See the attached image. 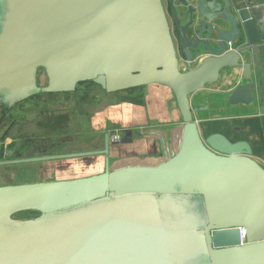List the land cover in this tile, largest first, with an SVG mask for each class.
Wrapping results in <instances>:
<instances>
[{"label":"water","instance_id":"1","mask_svg":"<svg viewBox=\"0 0 264 264\" xmlns=\"http://www.w3.org/2000/svg\"><path fill=\"white\" fill-rule=\"evenodd\" d=\"M261 48L248 1L0 0L3 105L88 81L109 93L161 84L183 119L178 150L156 164L111 165L132 129L98 149L0 161L105 156L99 173L0 185V264H264V166L245 140L204 137L207 105L193 99L241 70L228 102L257 97L264 112ZM25 211L39 215L15 217Z\"/></svg>","mask_w":264,"mask_h":264},{"label":"crops","instance_id":"2","mask_svg":"<svg viewBox=\"0 0 264 264\" xmlns=\"http://www.w3.org/2000/svg\"><path fill=\"white\" fill-rule=\"evenodd\" d=\"M239 1L244 6L248 1L256 33L264 41V0ZM259 54L261 62L264 63V48H261ZM237 73L236 79L229 80L227 71H223L217 83L208 85L205 90L194 95L196 104L207 105L196 119L202 135L205 131L204 137L220 132L232 141H247L253 149V157L264 166V112L260 111V102L257 97L251 104L231 105L228 102V92L239 84L247 83V80L241 78V70ZM103 91L104 109L96 111L93 115L89 113V133L112 135L121 133L123 129H132L134 134L131 143L111 145L110 161L113 167L156 164L178 150L183 119L175 94L169 87L151 84L114 93ZM102 147V144L94 143L88 150ZM94 157V160L92 157H85L87 160L84 162L89 165L93 163L94 167L91 169L96 171L83 175L61 176L59 179L102 172L105 156Z\"/></svg>","mask_w":264,"mask_h":264},{"label":"rangeland","instance_id":"3","mask_svg":"<svg viewBox=\"0 0 264 264\" xmlns=\"http://www.w3.org/2000/svg\"><path fill=\"white\" fill-rule=\"evenodd\" d=\"M38 82L41 86L47 85L48 78L43 68L39 70ZM104 94L105 93L102 88L92 82L80 84L74 94L39 93L16 105L14 112H17L16 110H19L20 107H25L27 110L25 113H21L22 115L17 116V119H14V117L11 116L12 113L9 112L8 115L6 113V120L4 122H0V135L3 134L8 136L10 131L14 129L17 124L23 121V119L35 118L36 125H29L26 127V129L30 131L29 133H41L44 137V140L52 138L54 140L59 139V142H62V144L59 146V149L63 151H66L70 148L74 151L88 150L94 143L103 145V134L94 135L89 133L90 127L88 124V117L89 113L93 115L96 111H102V108L104 107V102H102L105 97ZM45 100L46 102H44ZM4 111V108L1 107L0 114ZM43 113H46L48 115L47 117L49 118L46 120L41 119L40 115ZM24 116L26 117L24 118ZM117 134H119V132L112 134V136ZM203 135H205V131L203 132ZM94 158L95 157H92L91 159L94 160ZM96 158L99 157L96 156ZM85 160H87L85 157H80L59 161L60 163L64 164L71 162L72 164L75 163V165H72L68 171H49L46 176L50 177L57 174L59 177H65L68 175H83L96 171V169H91L94 167L93 163L90 165L86 164L84 162ZM29 168L33 167H0V185L26 183L40 180V178L36 177V173L33 174ZM38 215L39 213L36 211H25L17 214L15 217L17 219H29Z\"/></svg>","mask_w":264,"mask_h":264},{"label":"flooded vegetation","instance_id":"4","mask_svg":"<svg viewBox=\"0 0 264 264\" xmlns=\"http://www.w3.org/2000/svg\"><path fill=\"white\" fill-rule=\"evenodd\" d=\"M44 102H46V100ZM19 103H17L16 105H18ZM16 105L9 108L3 105L0 101V108L2 107L5 110L4 112H1L0 114V122L1 121L4 122L6 120L5 119L6 113L7 115L9 114V112L12 113L11 116L14 117V119H17L18 118L17 116L22 115L21 113H25V111H27L25 107H20V108L17 107L19 108V110H16L17 112H14V108L16 107ZM40 116H41V119L43 120H46L49 118L47 117L48 115L46 113H43ZM25 117L26 116H24V118ZM35 123H36L35 118L23 119V121L17 124V126L10 131L8 136L3 135V134L0 135V161L76 152L73 149H67L66 151L59 149V146L62 144L61 141L59 142V139L54 140L52 138V139L44 140V137L41 133H38V134L29 133L30 131L27 130L26 127H28L29 125L30 126L36 125ZM26 130H27V134H30V135L26 134ZM69 159H73V158H69ZM62 160H65V159H50V160L27 161V162H17V163L15 162V163L0 164V167L31 166L33 168H29V170L33 174L36 173V177L40 178V180H37V181L56 180V179H59V176L57 174H55L54 176L47 177L46 176L47 173L49 171H54V170L55 171L59 170V172H63L65 170L68 171L70 167L72 166L71 162L66 163V164L60 163L59 161H62ZM50 163H53V164H50ZM14 184H18V183H14Z\"/></svg>","mask_w":264,"mask_h":264},{"label":"built area","instance_id":"5","mask_svg":"<svg viewBox=\"0 0 264 264\" xmlns=\"http://www.w3.org/2000/svg\"><path fill=\"white\" fill-rule=\"evenodd\" d=\"M121 138H122V134L121 133L112 136L113 140H120Z\"/></svg>","mask_w":264,"mask_h":264},{"label":"trees","instance_id":"6","mask_svg":"<svg viewBox=\"0 0 264 264\" xmlns=\"http://www.w3.org/2000/svg\"><path fill=\"white\" fill-rule=\"evenodd\" d=\"M88 82H91V81H88ZM83 83H86V82H83ZM92 83H94V82H92ZM80 84H82V83H80ZM80 84H79V85H80ZM94 84H95V83H94Z\"/></svg>","mask_w":264,"mask_h":264}]
</instances>
